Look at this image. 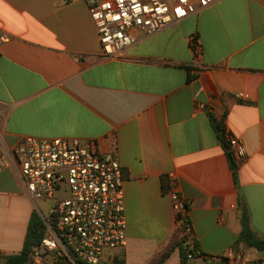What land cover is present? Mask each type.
Returning <instances> with one entry per match:
<instances>
[{
	"label": "crops",
	"instance_id": "obj_1",
	"mask_svg": "<svg viewBox=\"0 0 264 264\" xmlns=\"http://www.w3.org/2000/svg\"><path fill=\"white\" fill-rule=\"evenodd\" d=\"M0 34L1 256L22 251L37 209L13 148L66 138L119 152L128 240L115 258L148 264L171 246L174 174L204 255L192 264H264L240 241L244 215L264 240V0H214L119 59L102 57L85 0H0ZM163 264H181L179 248Z\"/></svg>",
	"mask_w": 264,
	"mask_h": 264
},
{
	"label": "built area",
	"instance_id": "obj_2",
	"mask_svg": "<svg viewBox=\"0 0 264 264\" xmlns=\"http://www.w3.org/2000/svg\"><path fill=\"white\" fill-rule=\"evenodd\" d=\"M85 1L104 59L122 58L142 37L180 24L214 2ZM10 41L11 36L0 34V47ZM226 142L234 159L247 158L246 149L237 138L226 135ZM12 152L19 160L25 194L45 223V236L34 248L28 264H109L115 259V251L126 248L124 176L118 150L102 152L93 143L66 138H26ZM6 158V154H0V169ZM169 178L177 228L184 229L183 235L193 237V228L186 223L189 207L178 190V178L174 174H169ZM39 202L51 203L50 217L43 215ZM189 243L192 248L194 239ZM226 257L240 264H252L242 254Z\"/></svg>",
	"mask_w": 264,
	"mask_h": 264
},
{
	"label": "trees",
	"instance_id": "obj_3",
	"mask_svg": "<svg viewBox=\"0 0 264 264\" xmlns=\"http://www.w3.org/2000/svg\"><path fill=\"white\" fill-rule=\"evenodd\" d=\"M223 144L225 148L228 149V144L225 140H223ZM186 223L187 225L192 226L189 217L186 219ZM182 231H184V229L177 228V236H175L171 246L148 264H163L177 248L180 250L181 264H192L194 259L203 258L204 255L199 251L198 242L194 235L193 237L183 235ZM44 236L45 223L36 209L32 213L22 251L15 255H0V258L6 260L5 264H28L34 248L40 244ZM191 238L194 239L192 248L189 243ZM240 241L245 242L250 247L256 248L260 252H264V240L258 239L251 231L246 215H244V230L241 234ZM190 255L193 257L190 258ZM115 264H126V262L124 259H121L120 256H117L115 258Z\"/></svg>",
	"mask_w": 264,
	"mask_h": 264
},
{
	"label": "rangeland",
	"instance_id": "obj_4",
	"mask_svg": "<svg viewBox=\"0 0 264 264\" xmlns=\"http://www.w3.org/2000/svg\"><path fill=\"white\" fill-rule=\"evenodd\" d=\"M38 205L40 206L43 215L47 218L50 217V214H51L50 213V205H51V203L40 202V203H38ZM13 255H15V254H13ZM7 256H9V255H7ZM5 261H6L5 259L0 258V264H5Z\"/></svg>",
	"mask_w": 264,
	"mask_h": 264
},
{
	"label": "water",
	"instance_id": "obj_5",
	"mask_svg": "<svg viewBox=\"0 0 264 264\" xmlns=\"http://www.w3.org/2000/svg\"><path fill=\"white\" fill-rule=\"evenodd\" d=\"M231 162H232V166H233V168H236V165H235V163H234V161H233L232 158H231Z\"/></svg>",
	"mask_w": 264,
	"mask_h": 264
}]
</instances>
